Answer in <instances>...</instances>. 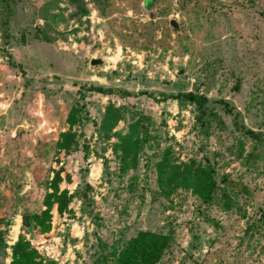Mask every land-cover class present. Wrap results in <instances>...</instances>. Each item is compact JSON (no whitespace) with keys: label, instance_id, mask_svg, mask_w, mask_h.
Segmentation results:
<instances>
[{"label":"rangeland","instance_id":"1","mask_svg":"<svg viewBox=\"0 0 264 264\" xmlns=\"http://www.w3.org/2000/svg\"><path fill=\"white\" fill-rule=\"evenodd\" d=\"M139 231L153 264H264V0H0V264Z\"/></svg>","mask_w":264,"mask_h":264},{"label":"trees","instance_id":"2","mask_svg":"<svg viewBox=\"0 0 264 264\" xmlns=\"http://www.w3.org/2000/svg\"><path fill=\"white\" fill-rule=\"evenodd\" d=\"M88 89L102 93H110L112 91V88H101L100 86L93 85L89 86ZM166 97L186 98L190 101L195 102L201 110L206 101L205 96L195 94L191 91L178 92L175 95H168ZM247 131L249 133H253L252 130ZM215 185L216 184L212 179L202 185V194L205 199L209 198ZM57 191L58 188L55 184L54 191L50 192V194L48 195L49 198L47 199L46 205L50 207L51 204L56 201L59 211H62L67 204V198L64 197L63 194H57ZM244 192H246L247 194L250 193L247 187ZM51 196L53 197L50 199ZM24 220H26V217H24ZM166 241L167 236L161 233L152 231H139L134 237L130 238L126 242L117 260L113 262L108 261L104 264H153L160 258L161 253L164 250ZM19 251L22 252V247L19 249Z\"/></svg>","mask_w":264,"mask_h":264},{"label":"water","instance_id":"3","mask_svg":"<svg viewBox=\"0 0 264 264\" xmlns=\"http://www.w3.org/2000/svg\"><path fill=\"white\" fill-rule=\"evenodd\" d=\"M171 24H172V26H174L175 28L177 27V22L175 21V20H171ZM101 59H99V58H92L91 59V63L92 64H95V63H101Z\"/></svg>","mask_w":264,"mask_h":264}]
</instances>
